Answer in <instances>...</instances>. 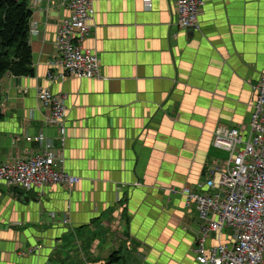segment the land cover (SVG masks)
Segmentation results:
<instances>
[{
    "label": "crops",
    "instance_id": "crops-1",
    "mask_svg": "<svg viewBox=\"0 0 264 264\" xmlns=\"http://www.w3.org/2000/svg\"><path fill=\"white\" fill-rule=\"evenodd\" d=\"M205 1L198 31L177 26L176 0H94L85 45L101 78L50 84L68 12L28 0L34 76L0 81V165L32 155L28 136L55 135L36 100L50 87L67 96L60 151L80 182L0 185V264H197V213L167 189L206 179L214 131L248 124L264 70V0Z\"/></svg>",
    "mask_w": 264,
    "mask_h": 264
},
{
    "label": "built area",
    "instance_id": "built-area-1",
    "mask_svg": "<svg viewBox=\"0 0 264 264\" xmlns=\"http://www.w3.org/2000/svg\"><path fill=\"white\" fill-rule=\"evenodd\" d=\"M151 1L145 0L147 8ZM205 4V0H176L177 26L200 31ZM62 5L68 14L58 25L48 82L100 79L99 53L85 45L93 30L94 0H62ZM56 68L61 70L58 76L52 73ZM253 90L256 98L248 124L218 126L213 133L212 147L229 156L216 158L202 182L167 189L200 220L194 249L197 264H264V70ZM36 100L45 126L55 135L41 131L28 136L26 143L36 144L32 155L0 165V185L27 191L58 185L73 189L80 178L67 171L60 151L68 138L67 96L40 86Z\"/></svg>",
    "mask_w": 264,
    "mask_h": 264
},
{
    "label": "trees",
    "instance_id": "trees-1",
    "mask_svg": "<svg viewBox=\"0 0 264 264\" xmlns=\"http://www.w3.org/2000/svg\"><path fill=\"white\" fill-rule=\"evenodd\" d=\"M31 18L28 0H0V81L8 73L34 76L29 42Z\"/></svg>",
    "mask_w": 264,
    "mask_h": 264
},
{
    "label": "rangeland",
    "instance_id": "rangeland-1",
    "mask_svg": "<svg viewBox=\"0 0 264 264\" xmlns=\"http://www.w3.org/2000/svg\"><path fill=\"white\" fill-rule=\"evenodd\" d=\"M229 155H228V153H226V152H217V154L215 155V157H217V158H222V159H225V158H227ZM196 222H195V224H197V222H200L199 220H198V218L196 217Z\"/></svg>",
    "mask_w": 264,
    "mask_h": 264
},
{
    "label": "water",
    "instance_id": "water-1",
    "mask_svg": "<svg viewBox=\"0 0 264 264\" xmlns=\"http://www.w3.org/2000/svg\"><path fill=\"white\" fill-rule=\"evenodd\" d=\"M190 29H192V28H190Z\"/></svg>",
    "mask_w": 264,
    "mask_h": 264
}]
</instances>
